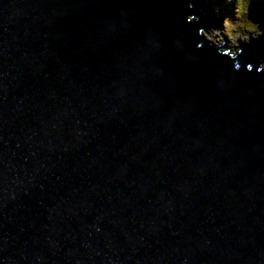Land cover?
Here are the masks:
<instances>
[{
  "label": "water",
  "instance_id": "water-1",
  "mask_svg": "<svg viewBox=\"0 0 264 264\" xmlns=\"http://www.w3.org/2000/svg\"><path fill=\"white\" fill-rule=\"evenodd\" d=\"M216 27L195 0H0V264H264V33Z\"/></svg>",
  "mask_w": 264,
  "mask_h": 264
},
{
  "label": "trees",
  "instance_id": "trees-1",
  "mask_svg": "<svg viewBox=\"0 0 264 264\" xmlns=\"http://www.w3.org/2000/svg\"><path fill=\"white\" fill-rule=\"evenodd\" d=\"M207 1L210 3L209 8L214 10L216 16L223 22V26L228 28L224 33L230 40L238 32L247 33V39L264 33L261 30L264 28V0ZM226 16L227 23L224 21ZM220 20H218V27L212 28L211 31L219 29Z\"/></svg>",
  "mask_w": 264,
  "mask_h": 264
},
{
  "label": "rangeland",
  "instance_id": "rangeland-1",
  "mask_svg": "<svg viewBox=\"0 0 264 264\" xmlns=\"http://www.w3.org/2000/svg\"><path fill=\"white\" fill-rule=\"evenodd\" d=\"M201 2L205 3V5L209 7V4H210V3H209L207 0H201ZM226 3H227V2H226ZM234 12H235V10H234ZM211 13L214 15V18H215L217 21L220 20V19L216 16L214 10H212ZM234 17H236V13H234ZM226 19H227V16H226L225 19H224L225 23H227ZM222 23H223V22L220 20V21H219V24H220V25H219V29H217V30H215V31H212V32H206V34L208 35L207 37L210 38V40H213L214 42L217 43V41H218L219 39H221V38H226V43H227L229 46H233V44L236 43V40H238V39H242V40H243L242 42H243L244 44H245V42H248V39H247V37H246L247 33L242 34V32H238V33L235 32L236 34L233 36V39L230 40L231 42H229V41H228L229 38H228V37L225 35V33H224V32L226 31V29L228 30V28H227V27H224ZM230 27H231V26H230ZM261 30L264 31V28H262ZM218 44H219V43H218Z\"/></svg>",
  "mask_w": 264,
  "mask_h": 264
},
{
  "label": "bare ground",
  "instance_id": "bare-ground-1",
  "mask_svg": "<svg viewBox=\"0 0 264 264\" xmlns=\"http://www.w3.org/2000/svg\"><path fill=\"white\" fill-rule=\"evenodd\" d=\"M226 40V38H224ZM214 43V41L212 42ZM241 49L240 45H236V46H228V50L230 52H237Z\"/></svg>",
  "mask_w": 264,
  "mask_h": 264
}]
</instances>
